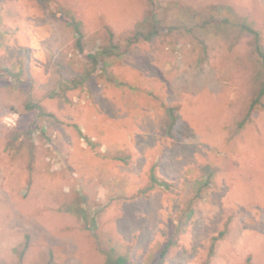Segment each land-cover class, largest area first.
Returning <instances> with one entry per match:
<instances>
[{
	"label": "rangeland",
	"instance_id": "rangeland-1",
	"mask_svg": "<svg viewBox=\"0 0 264 264\" xmlns=\"http://www.w3.org/2000/svg\"><path fill=\"white\" fill-rule=\"evenodd\" d=\"M256 48L264 0H0V264H264Z\"/></svg>",
	"mask_w": 264,
	"mask_h": 264
},
{
	"label": "trees",
	"instance_id": "trees-1",
	"mask_svg": "<svg viewBox=\"0 0 264 264\" xmlns=\"http://www.w3.org/2000/svg\"><path fill=\"white\" fill-rule=\"evenodd\" d=\"M150 33H155V31L150 32ZM139 35H141V32H137L133 37L136 38V37H139ZM148 35H150V34H148ZM114 47L115 46H113L111 48L98 49L97 52H94L92 54L91 53L87 54V57L90 58L94 64H97V66H96V69H97L99 67V65L105 64L102 60L111 56ZM256 53H257L258 57L261 59L262 65L264 66V54H263V52L259 48H256ZM101 58H102V60H101ZM4 69H5L4 71H6V72L8 71L7 68H4ZM263 93H264V89L261 87V89L258 92V97L263 95ZM255 101L257 102V100L255 99L254 102L251 103V105L249 107L250 110L254 107ZM26 107L29 110H39L40 109V107L36 104H34V105L30 104ZM79 215L83 220L86 221V210L84 208L79 210ZM90 222L92 223V219L90 220ZM222 234H223V232H220L217 236H214L212 238L213 239L212 243L214 244V241L217 240L218 237H220ZM213 244L210 245V252L211 253L213 251ZM113 252H114L113 249H111L109 252L110 253V261H108V263H110V264H125L126 263V258L122 254H119V253L114 254ZM112 254H114L115 256H112Z\"/></svg>",
	"mask_w": 264,
	"mask_h": 264
}]
</instances>
